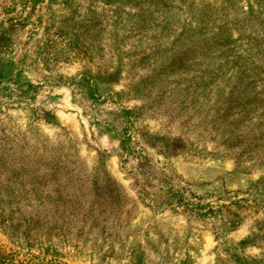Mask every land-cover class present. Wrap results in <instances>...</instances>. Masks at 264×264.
Segmentation results:
<instances>
[{
  "label": "rangeland",
  "instance_id": "rangeland-1",
  "mask_svg": "<svg viewBox=\"0 0 264 264\" xmlns=\"http://www.w3.org/2000/svg\"><path fill=\"white\" fill-rule=\"evenodd\" d=\"M0 264H264V0H0Z\"/></svg>",
  "mask_w": 264,
  "mask_h": 264
},
{
  "label": "trees",
  "instance_id": "trees-1",
  "mask_svg": "<svg viewBox=\"0 0 264 264\" xmlns=\"http://www.w3.org/2000/svg\"><path fill=\"white\" fill-rule=\"evenodd\" d=\"M120 147L118 156L122 164L129 158L136 160V171L133 174L130 173L142 197L153 201V197L156 196V200H158L156 203L159 205H164L174 211L180 210L184 214L199 219H204L208 214H215V210L202 204L199 198L189 197L186 188L175 184L173 177L163 170H157L153 164L151 165L148 157L131 145L127 132L124 133L120 141ZM171 147V149L168 146L163 147L161 150L171 154L172 149L179 148L177 145ZM91 185L89 190L94 199V204L97 205L96 210L99 214L103 210L106 211L108 207H120L121 195L118 186L114 182L109 179L102 182L96 180Z\"/></svg>",
  "mask_w": 264,
  "mask_h": 264
}]
</instances>
